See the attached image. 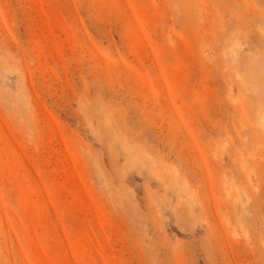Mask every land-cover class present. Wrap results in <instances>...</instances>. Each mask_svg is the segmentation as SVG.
<instances>
[{
    "label": "rangeland",
    "instance_id": "1",
    "mask_svg": "<svg viewBox=\"0 0 264 264\" xmlns=\"http://www.w3.org/2000/svg\"><path fill=\"white\" fill-rule=\"evenodd\" d=\"M0 264H264V0H0Z\"/></svg>",
    "mask_w": 264,
    "mask_h": 264
}]
</instances>
